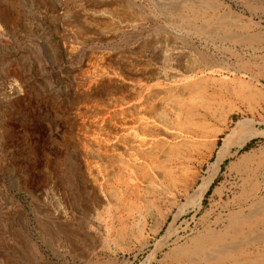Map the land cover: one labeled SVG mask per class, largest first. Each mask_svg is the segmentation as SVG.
I'll use <instances>...</instances> for the list:
<instances>
[{
	"label": "rangeland",
	"instance_id": "obj_1",
	"mask_svg": "<svg viewBox=\"0 0 264 264\" xmlns=\"http://www.w3.org/2000/svg\"><path fill=\"white\" fill-rule=\"evenodd\" d=\"M84 1L78 6L72 0H0L6 14L0 20V264H142L164 239L168 246L151 264H168L166 253L176 245L190 247L210 234L223 236L234 253L264 255L263 227L252 232L244 226L238 235L232 227L235 219L264 218L254 213L264 198V137L233 146L203 196L195 194L236 124L247 122L235 140L264 129V0ZM138 19L141 28L134 34ZM114 23L127 29L124 38L99 39L96 27ZM202 27L204 34L197 31ZM178 33L184 35L182 43ZM162 50L179 51L180 57L163 59ZM71 52L75 56L69 60ZM188 61L199 62L200 70H189ZM164 69L178 72L177 78L191 86L192 97L181 98L196 107L193 139L167 150L172 154L153 157L158 170L164 169L160 193L153 185L132 191L116 153L107 158L88 152L104 150L122 134L125 120L134 125L131 104L143 97L146 85L170 82L159 75ZM178 92L171 95L181 96ZM144 103L148 116L163 108L149 99ZM173 117L169 114L166 123ZM157 132L148 133L158 139ZM79 153L106 179L103 188L111 195V205L100 210L107 230H91L87 239L72 235L71 220L44 213L48 203L70 208L68 168ZM245 153L250 155L243 160ZM59 226L67 239L56 232ZM42 229L50 234L42 235Z\"/></svg>",
	"mask_w": 264,
	"mask_h": 264
},
{
	"label": "bare ground",
	"instance_id": "obj_2",
	"mask_svg": "<svg viewBox=\"0 0 264 264\" xmlns=\"http://www.w3.org/2000/svg\"><path fill=\"white\" fill-rule=\"evenodd\" d=\"M63 1H65V0H63ZM79 1H84V0H72V2H78L77 3L78 6H79ZM86 1H88V0H86ZM113 5H115V4L113 3ZM80 6H81V4H80ZM67 10H69V9H67ZM75 11H77V10H75ZM86 13H88V12H86ZM89 14H87V15H89ZM103 14L104 13H98L96 16H98V17H99V15L103 16ZM105 17L106 16H104L103 18H105ZM63 18H64V16H63ZM5 19H6V14L4 12L0 11V20L2 22H4ZM127 22H128V20H127ZM61 25H60V27H62ZM131 25H133V24H131ZM131 25H127V26L129 27ZM207 26L209 27L210 25H207ZM76 27H79V26H76ZM82 27H83V30H85L84 29V26H82ZM82 27H80V28H82ZM108 28H105L104 29V28H97L96 27V32H97V35H99L98 36L99 39H101V40H112L114 38H122L126 34V32H127V29L126 28H121V26H118L115 23H114L113 26H111V28L110 27H108ZM140 28H141V23L139 22V19H138L136 21V24L132 26L131 31L135 34V33L139 32ZM94 29H95V27H94ZM204 29L205 28L202 27L200 29H197V31L204 34L205 33V30ZM61 37L64 38V36H61ZM98 37H97V39H98ZM90 40H93V39H90ZM176 40H178V41H180L182 43L185 40L184 35L182 33H178L176 35ZM87 41H89V40H87ZM63 50L66 52L65 46L63 47ZM160 55H161V57L163 59H169V58L178 57L180 55V52L179 51H170V52H167L165 50H162L160 52ZM185 55H187V53ZM73 56H75V52L69 53L68 59L70 60L71 58H73ZM203 61H205V60H203ZM210 61H212V60H210ZM196 64L199 65V62L198 63L189 62L188 69L189 70H192V71H196L198 69V71H199L200 70L199 69V66H197ZM203 68H204V66H203ZM216 68H217V66H216ZM209 71L213 73V72H217V71H220V70L219 69H211L210 70V68H209ZM207 72H208V70H207ZM177 73L173 69H170V70H165V69L164 70H161L159 72L160 77H162L164 79L169 78L171 80H170V82H168V80H167L168 83H166L164 85H150V86H147L146 85V87H144L143 90L145 92L143 91L144 92L143 97L141 99H139V101L131 104V106L133 105V108L136 109L135 110L136 111V114H135V117L133 118V124L134 125L131 126L127 122L129 119L128 120H125L123 122V126L122 127L119 126L122 129L120 131H123L122 134L119 137H117L116 139H114V140L109 141L108 143H106L105 144V147H104V150L103 149H100V147H99L98 149H94L93 151H90L89 150V152H88L89 154H91L94 157H104V156L106 157L107 156V158H109V155L112 156L113 154L116 153L115 154L116 157L119 158V160H118L119 166L121 165V167H122L121 169L123 171H126V175L128 176L127 183H128V185H132L130 187L132 189V191H135L136 188H141V187L146 189V187L149 188V186H151V185L154 186V190H157V192L159 191V189L163 190L162 188H164L163 187L164 186V183H163L164 182V175L161 174V171H162L163 168L160 171L158 170L157 164L155 163L156 164L155 165L153 163V161H152L153 160V157L156 154H161L162 155L165 152L168 153L170 151H167V150H171L172 148L177 147L179 144H181L183 142H187L191 138L193 139L192 131H191V126H192L191 117H192V115L195 116V113H197L196 112V107H192L189 104L190 102H187V101L184 100L185 95L190 92L189 88L191 86L189 87V84H187L184 79L177 78ZM194 74L196 75V72ZM199 77H200V75H199ZM211 77H212V75H211ZM194 79H196V78H194ZM209 79H210V77H209ZM203 81H205V80L203 79ZM194 82L196 84L197 81H194ZM206 82H207V80L205 81V83ZM190 84H193V80H192V83H190ZM140 86H142V85H140ZM197 86H199V85H197ZM201 87H202V84H201ZM24 89H26V88H24ZM205 89H203V92L205 91ZM10 90H12V88ZM200 90H202V88H200ZM173 91H179L178 93H180L181 96L171 95V92H173ZM191 91H192V88H191ZM8 92H10V91H8ZM12 93H15V92H12ZM140 93H141V91H140ZM165 93H170V94H168L170 96L166 97L167 98L166 100L164 99L165 98V95H164ZM194 93H193V95H194ZM189 95H190V93H189ZM182 96H184V97L181 98ZM148 99L150 101L152 100L154 102L153 105H156V107H159V108L160 107H163L162 110L159 111V112H156L153 116L146 115L147 113L144 112L143 108H144V105H145L144 102L146 100H148ZM193 103H195V102H193ZM203 108H202V110H203ZM153 110H154V108H153ZM169 114L174 115L175 118L173 117L174 118L173 121H171V122L168 121L169 123H166V119H167V116ZM246 124H247V122L238 123V124H236L235 128L232 130V132L230 134H228V135L226 134L227 136L222 140V142L218 146V149L216 151L214 160L212 162V165H211L212 174L209 175L208 177L202 179L201 183L198 185V187L195 190V194L197 196H199V197H202L203 196V194L205 193V191L207 190V188L209 187V185L211 184V182L215 178L216 173L218 172L219 167L221 166V164L223 163V161L229 155H232L233 154V152H232L233 146L243 147L246 144L247 140L250 139L251 137H264V129H261V130L258 129V130H255V132H253V131L250 132L249 131L247 134H244L247 131L245 129L246 131L244 133H240V134H244V135L239 136L235 140L234 139V136L236 134L239 135V132L242 129H244V127L246 126ZM138 129H143L144 130V133L145 132L146 133L145 134H141V133L138 132ZM147 131L148 132L149 131L150 132H152V131H158L160 133H158V132L157 133L161 137L158 138V139H156L154 137V135L149 134ZM155 134H156V132H155ZM95 137L96 136L92 137V139H94ZM93 143H94V141H93ZM180 146H182V145H180ZM186 150H188V149H186ZM172 151H173V149H172ZM79 154L77 155V157L75 159V162L72 165H70V168H68L69 174L67 173L68 176H69L68 177L69 180L71 182H73V189H72L73 191L71 193L72 196H71V199L69 200L70 201V208L64 209V207L61 206V205H58V204H54L53 203L54 205L51 206V205H48L49 204L48 203L47 205H44L45 206L44 207V213L45 214H50L52 212L54 214V216H56L55 218H58V219H60V218H62V219L63 218H67L68 220H71L72 224L75 226V229H76V230H74V232H72V235H74L75 238L76 237H84L85 239H87L90 236V234H91L90 233L91 230H95V231L97 230V233L96 234H100V229H102V228L107 230V226L103 222H101L100 210L102 208H104V207H107V206L111 205L110 204L111 195H110V193L108 194L107 191H104V188H103V183H104L103 181L106 180V179L105 178H99L97 176L99 173L98 174L97 173L95 174L93 172L94 171L93 169H95V168L92 169L91 166L90 167L86 166L83 163L86 159L83 161L82 155L81 154L79 155ZM249 155L250 154H248V153L243 154L242 155V159L243 160H246L249 157ZM262 162H263V159L259 163H262ZM183 169H185V168H183ZM105 172H106V170H105ZM120 172H122V171H120ZM116 173H118V172H116ZM105 174H107V173H105ZM124 174H125V172H124ZM124 174H122V175H124ZM108 175H109V173H108ZM110 176H111V174H110ZM116 177H118V176H116ZM118 180L119 179H117V181ZM108 182H109V180H108ZM118 182H121V180L118 181ZM169 183H171V182H169ZM165 188H166V186H165ZM112 191H114V190H112ZM149 191H150V189H149ZM144 192L146 194L148 192V189H147V192H146V190H144ZM116 193H118V192L116 191ZM159 193H160V191H159ZM113 194H112V196H113ZM64 196L67 197L66 192H64ZM150 196H152V195H150ZM254 213L255 214L264 215V198L263 199H259L256 202V204L254 205ZM236 220L237 219L233 220L234 224H233L232 227H233L234 232L237 235H238L239 231L244 226L247 227V228H249V230L252 231V232H255L257 228H260V227H263L264 228V218H261L260 220H256V221H252V220H245V221H238L237 220L236 221ZM57 228H58V231H56V232L59 234V236L60 235L61 236H64V237H66V239L69 237L64 232V230H63L64 228L61 229L60 226L57 227ZM81 231L83 233H81ZM68 233H69V231H68ZM174 233H176V232H174ZM41 234L44 235V236L49 235L50 234L49 229L47 231L44 230V229H42ZM94 236H96V235H94ZM168 238H166V239H168ZM263 238H264V236H263ZM49 241H50V239H49ZM176 241H178V240H176ZM169 242H170L169 240H165L164 239V242L162 244L158 245L157 247H155V249L152 251V253L147 258V260L145 262H143L142 264H151L154 261H156L158 259L159 253L164 249V247L168 246ZM60 243H62V242H60ZM234 251H235V247H233V245H231L229 243H226L224 241V237L223 236L210 234V235H207V236H203L200 239H197L190 247L184 248V247H178L176 245L175 248L171 249L169 252L166 253V257L170 258V262L168 264H225L227 262H230V264H258V263H260L262 261V259H264L263 258L264 255L261 254V252H255V253H253V255L252 254L250 255V254H243V253H240V252L234 253Z\"/></svg>",
	"mask_w": 264,
	"mask_h": 264
}]
</instances>
